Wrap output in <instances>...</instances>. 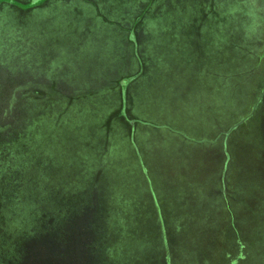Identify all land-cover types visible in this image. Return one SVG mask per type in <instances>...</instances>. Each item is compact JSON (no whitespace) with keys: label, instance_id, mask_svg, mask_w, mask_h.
I'll return each mask as SVG.
<instances>
[{"label":"rangeland","instance_id":"374dc122","mask_svg":"<svg viewBox=\"0 0 264 264\" xmlns=\"http://www.w3.org/2000/svg\"><path fill=\"white\" fill-rule=\"evenodd\" d=\"M0 264H264V0H0Z\"/></svg>","mask_w":264,"mask_h":264},{"label":"trees","instance_id":"16d2710c","mask_svg":"<svg viewBox=\"0 0 264 264\" xmlns=\"http://www.w3.org/2000/svg\"><path fill=\"white\" fill-rule=\"evenodd\" d=\"M191 235V234H190ZM216 239L215 238H209V240H207V242H206V244L204 245V247L206 248V249H209L212 245H211V243H212V241H215ZM190 241L192 242V243H196V241L194 240V238H193V236L191 235V237H190ZM236 241V240H235ZM233 242V243H236V242ZM186 242H188L187 240H186ZM231 243V242H230ZM229 243V244H230ZM190 246H192L193 248H198V246L197 245H192L191 243H190ZM214 246V245H213ZM200 253V252H199ZM201 255H199V258L201 259L202 258V256L203 257H205L202 253H200Z\"/></svg>","mask_w":264,"mask_h":264},{"label":"crops","instance_id":"0c3cea01","mask_svg":"<svg viewBox=\"0 0 264 264\" xmlns=\"http://www.w3.org/2000/svg\"><path fill=\"white\" fill-rule=\"evenodd\" d=\"M116 27V26H115ZM121 30V29H120Z\"/></svg>","mask_w":264,"mask_h":264}]
</instances>
